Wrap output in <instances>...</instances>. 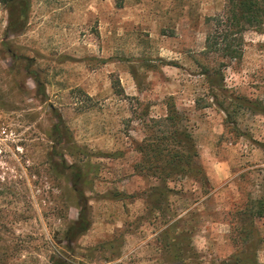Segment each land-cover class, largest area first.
<instances>
[{
	"label": "rangeland",
	"instance_id": "obj_1",
	"mask_svg": "<svg viewBox=\"0 0 264 264\" xmlns=\"http://www.w3.org/2000/svg\"><path fill=\"white\" fill-rule=\"evenodd\" d=\"M30 2L25 33L9 42L34 59L48 99L36 96L21 66L11 72L0 58V166L27 185L33 202L3 229L0 264H49L56 250L67 252L71 264H163L164 232L178 220L198 264L231 258V211L264 195V114L230 98L264 102V26L244 34V56L221 67L217 90L204 75L203 65L220 64L204 54L206 18L223 13L228 0ZM6 24L0 5V51ZM171 108L193 135L197 177L160 179L137 169L150 121ZM52 109L75 145L59 153L86 174L92 226L74 255L63 234L78 210L66 181L43 165ZM164 186L172 189L168 209L158 195ZM255 229L264 264V218Z\"/></svg>",
	"mask_w": 264,
	"mask_h": 264
},
{
	"label": "trees",
	"instance_id": "obj_2",
	"mask_svg": "<svg viewBox=\"0 0 264 264\" xmlns=\"http://www.w3.org/2000/svg\"><path fill=\"white\" fill-rule=\"evenodd\" d=\"M0 5L7 13L0 58L5 63L10 62L11 72L19 73L18 66H21L32 78L36 86V96L45 102L48 95L42 79L33 69L34 59L17 53L16 48L9 42L10 37L25 33L29 23L31 2L30 0H0ZM206 24L209 32L204 54L206 57L215 54L220 64L218 68L203 65L204 75L211 88L221 90L223 79L221 67L225 66L226 61H239L243 58L244 34L248 30L260 29L264 26V3L262 0H228L223 13L207 17ZM213 96L218 102V95ZM230 98L236 102L240 101V105L245 104L255 113L264 114V102H251L240 97ZM219 106L224 110L222 102ZM52 111L55 123L48 132L50 144L43 153V165L46 171L66 181L72 196V204L78 210L77 219L67 226L63 234L65 248L74 255L75 244L92 226L89 200L85 193L86 174L79 163H69L65 156L59 153L58 150L61 148L69 147L72 150L75 145L62 116L54 109ZM180 120L179 113L171 108L165 118L150 121L149 132L151 133L140 150L142 163L137 166L139 172L171 180L201 175L202 168L198 162L199 155L193 135L187 129L180 127ZM59 154L60 160H57ZM158 191L160 200L165 202V207L168 209L172 204L170 201L172 189L164 186ZM21 203L24 207H21ZM32 204L27 185L18 180L17 175L12 174L9 169L5 171L0 166V241L3 238V229L14 227L17 224L16 215L29 213ZM230 214L233 215L231 224L236 235H233L232 241L236 251L231 258L223 260L220 264H261L257 258L259 244L255 224L257 220L264 218V195L247 203L235 204ZM179 223V220L175 221L164 232L166 258L163 264H198L196 249L190 242L191 235L186 230H181ZM68 258L67 252L56 250L50 257L49 264H71L72 261Z\"/></svg>",
	"mask_w": 264,
	"mask_h": 264
}]
</instances>
